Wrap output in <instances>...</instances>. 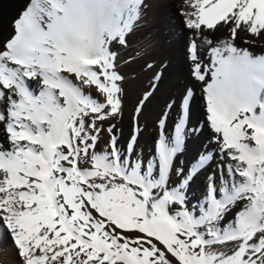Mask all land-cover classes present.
Wrapping results in <instances>:
<instances>
[{
	"label": "snow or ice",
	"instance_id": "1",
	"mask_svg": "<svg viewBox=\"0 0 264 264\" xmlns=\"http://www.w3.org/2000/svg\"><path fill=\"white\" fill-rule=\"evenodd\" d=\"M186 4L185 26L211 56L202 64L193 39L191 75L211 82L205 122L185 134L206 135L205 152L222 161L200 216L150 178L151 166L146 177L123 164L115 125L103 127L123 113L110 45L128 46V9L143 0H31L14 21L15 36L0 51V235L10 234L20 264H264V111L244 103L264 62L234 43L248 34L264 40V0ZM223 32L231 39L214 36ZM153 83L144 105L159 77ZM189 97L192 88L178 105L169 99L165 114L188 112ZM104 132L110 143L98 152Z\"/></svg>",
	"mask_w": 264,
	"mask_h": 264
},
{
	"label": "bare ground",
	"instance_id": "2",
	"mask_svg": "<svg viewBox=\"0 0 264 264\" xmlns=\"http://www.w3.org/2000/svg\"><path fill=\"white\" fill-rule=\"evenodd\" d=\"M30 2L0 0V51L7 50V41L15 36L14 19ZM186 10H191L186 0H143L142 6L129 7L128 27H132L133 22L135 25L127 36L128 46L124 48L115 42L110 45V50L117 54L116 70L123 77L120 82L123 113L116 120L103 122V127L115 125L112 142L119 151L120 161L132 172L148 177L147 169L151 166L150 178L156 183L164 179V183H168L166 188L171 190L169 196L180 187L183 196L180 200L187 204L189 210H199L202 200L210 199L214 191L210 187V175L215 174V183L217 186L220 184L218 164L222 161L218 155L213 158L205 152L212 148V142L206 135L194 138L185 134L186 129L196 128L198 131L199 126L204 124L206 97L203 88L211 82V77L206 82L192 78V62L189 59L191 41L197 40L202 64L210 65L211 56L210 48L200 47L199 38L186 28V17L182 15ZM175 34H179L177 39ZM214 36L219 40L231 39L227 32L215 33ZM234 43L241 50L249 51L254 60L264 62V40L248 34L238 36ZM154 76L159 77V90L154 93L152 102L144 105L141 97L145 90L155 87ZM187 88L193 90L192 99L189 97V111L182 115L177 107L174 112L165 114L169 99L178 105ZM137 103L143 105L142 113L136 108ZM244 103L258 114L264 111V77L252 86ZM134 111L140 117L139 127L136 126ZM161 116H165V120H161ZM6 135L4 126L0 125V143L4 142ZM158 142L163 144V153ZM109 143V134L104 132L97 151L106 150ZM224 175L227 178L226 171ZM217 196L219 198V191ZM237 211L239 205L221 221V227L234 220ZM0 258L3 259L0 264H20L12 237L6 229L0 235Z\"/></svg>",
	"mask_w": 264,
	"mask_h": 264
},
{
	"label": "rangeland",
	"instance_id": "3",
	"mask_svg": "<svg viewBox=\"0 0 264 264\" xmlns=\"http://www.w3.org/2000/svg\"><path fill=\"white\" fill-rule=\"evenodd\" d=\"M178 35L179 34H175V38L177 39L178 38ZM189 35V34H188ZM112 130H113V128L112 129H110V131L112 132ZM166 173H167V171H166ZM160 186H161V188L163 189L164 188V186H165V184H166V182L164 183V179H162L159 183H158ZM168 184V183H167ZM166 184V185H167ZM166 191H167V193L168 192H171V190L170 189H168V188H166ZM170 196L172 197V198H174V199H183V196H182V193L180 192V187L178 188V190H176L175 191V193H171L170 194ZM206 197V196H205ZM205 201H206V199L204 198L203 200H202V202H201V204H200V207L202 208L203 206H205ZM203 205V206H202ZM194 215L195 216H200V210H196L195 211V213H194ZM2 260V261H1ZM1 262H3V259H1L0 258V263Z\"/></svg>",
	"mask_w": 264,
	"mask_h": 264
},
{
	"label": "clouds",
	"instance_id": "4",
	"mask_svg": "<svg viewBox=\"0 0 264 264\" xmlns=\"http://www.w3.org/2000/svg\"><path fill=\"white\" fill-rule=\"evenodd\" d=\"M228 55V53H225V56H227Z\"/></svg>",
	"mask_w": 264,
	"mask_h": 264
}]
</instances>
